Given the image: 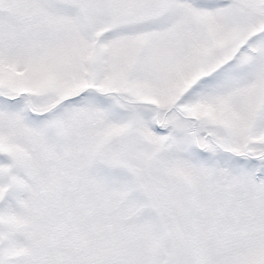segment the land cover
<instances>
[{"label": "rangeland", "instance_id": "obj_1", "mask_svg": "<svg viewBox=\"0 0 264 264\" xmlns=\"http://www.w3.org/2000/svg\"><path fill=\"white\" fill-rule=\"evenodd\" d=\"M0 264H264V0H0Z\"/></svg>", "mask_w": 264, "mask_h": 264}, {"label": "flooded vegetation", "instance_id": "obj_2", "mask_svg": "<svg viewBox=\"0 0 264 264\" xmlns=\"http://www.w3.org/2000/svg\"><path fill=\"white\" fill-rule=\"evenodd\" d=\"M207 137L210 138L209 136H207ZM212 144H213V145H217V143L214 142V141H212ZM218 148H220V147L218 146Z\"/></svg>", "mask_w": 264, "mask_h": 264}, {"label": "water", "instance_id": "obj_3", "mask_svg": "<svg viewBox=\"0 0 264 264\" xmlns=\"http://www.w3.org/2000/svg\"><path fill=\"white\" fill-rule=\"evenodd\" d=\"M125 22H121V24H124Z\"/></svg>", "mask_w": 264, "mask_h": 264}]
</instances>
